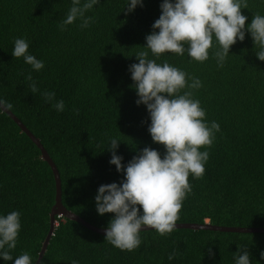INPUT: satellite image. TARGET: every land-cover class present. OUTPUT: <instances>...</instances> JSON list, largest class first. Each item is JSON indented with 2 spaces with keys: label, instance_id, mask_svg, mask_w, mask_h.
<instances>
[{
  "label": "trees",
  "instance_id": "trees-1",
  "mask_svg": "<svg viewBox=\"0 0 264 264\" xmlns=\"http://www.w3.org/2000/svg\"><path fill=\"white\" fill-rule=\"evenodd\" d=\"M0 101L94 226L264 227V0H0ZM55 198L0 107V264L36 263ZM56 219L40 264H264L263 232Z\"/></svg>",
  "mask_w": 264,
  "mask_h": 264
},
{
  "label": "water",
  "instance_id": "water-1",
  "mask_svg": "<svg viewBox=\"0 0 264 264\" xmlns=\"http://www.w3.org/2000/svg\"><path fill=\"white\" fill-rule=\"evenodd\" d=\"M1 109L9 114L21 127L23 132H25L40 148L42 152V156L46 159L51 166L55 181H56V198L55 204L52 206L51 210V226L50 230L42 244L41 251L39 253L38 259L35 264H40L41 259L43 258L47 247L50 243L51 237L54 234L56 227V216H63L69 219L78 221L88 228L97 231L102 234H114L119 231H132V230H146V229H163V228H192V229H205V230H215V231H225V232H240V233H250V232H263L264 227H244V226H222V225H214L209 222L206 223H151L146 225H132V226H119L115 228H99L97 226L92 225L91 223L84 220L82 217L78 216L71 210L67 209L62 202V181L59 169L53 159L50 157L49 153L45 149L44 145L41 143L40 139L37 138L27 127L26 125L8 108L0 101Z\"/></svg>",
  "mask_w": 264,
  "mask_h": 264
},
{
  "label": "clouds",
  "instance_id": "clouds-1",
  "mask_svg": "<svg viewBox=\"0 0 264 264\" xmlns=\"http://www.w3.org/2000/svg\"><path fill=\"white\" fill-rule=\"evenodd\" d=\"M59 217H62V216H59ZM56 224H57V219H56Z\"/></svg>",
  "mask_w": 264,
  "mask_h": 264
}]
</instances>
